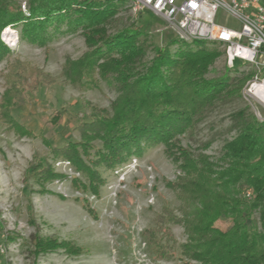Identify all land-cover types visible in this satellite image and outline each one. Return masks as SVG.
I'll list each match as a JSON object with an SVG mask.
<instances>
[{"label":"trees","instance_id":"1","mask_svg":"<svg viewBox=\"0 0 264 264\" xmlns=\"http://www.w3.org/2000/svg\"><path fill=\"white\" fill-rule=\"evenodd\" d=\"M117 1L29 0V15H24L19 7L9 8L0 0V31L20 24L21 38L28 42L44 45L61 33L62 24L67 31L81 29L89 50L76 60H65L61 76L70 83L92 87L96 74L101 80L111 77L117 84L109 109H98L77 123L79 142L53 147L52 156H60L85 175L84 190L98 197L105 182L100 166L112 170L131 156L140 157L147 148L163 144L164 154L180 171L167 185L181 205L178 212L164 206L153 227L142 229L145 244L153 253H170L173 246L168 242H174L170 227L179 225L186 235L179 250L198 264H264V121L247 114V107L234 113L237 133L224 142L220 165L203 153H193L180 139L216 100L240 97L249 75L238 73L234 64L223 76L206 78L219 54L218 45L197 40L175 38L164 46H152L153 55L145 61L150 47L145 34L134 28L107 33L105 25L115 15ZM173 44L177 47L172 52ZM5 51L0 41V56ZM54 81L27 63H10L0 97V120L8 128L20 127L10 108L27 103L29 92L38 85ZM92 141L100 144L94 146ZM31 170L41 191L45 181L67 178L46 160L39 159ZM246 189L251 190L250 198L244 194ZM219 219L228 220L229 225L218 228ZM15 236L7 234L5 243ZM32 240L35 255L59 248L67 254L80 253L67 240L40 235Z\"/></svg>","mask_w":264,"mask_h":264},{"label":"rangeland","instance_id":"2","mask_svg":"<svg viewBox=\"0 0 264 264\" xmlns=\"http://www.w3.org/2000/svg\"><path fill=\"white\" fill-rule=\"evenodd\" d=\"M3 1L7 7H19L24 15H29V0ZM117 3L115 15L105 25L107 33L134 28L145 34L150 43L145 61L153 55L152 46H164L176 38L166 22L151 10L144 8L134 14L129 0ZM217 21L238 27L234 19L221 11ZM20 27V24L6 25L0 31V41L6 49L0 56V97L8 66L15 60L43 71L55 81L38 85L29 92L27 103L10 108L20 127L8 128L0 120V264H198L179 250L178 245L186 239L179 225L170 227L174 242L169 241L168 245L173 247L164 256L153 253L141 236L142 229L153 227L155 216L164 206L178 212L181 205L176 192L167 185L180 171L164 154L163 144L147 148L138 157V166L127 172L124 186L118 188L115 196L111 193L117 180L114 169L98 168L105 182L99 188V196L94 197L83 188L87 182L85 175L76 172L60 156H52L53 147L79 142L77 123L87 120L98 109H109L118 87L111 77L106 81L96 74L93 77L97 83L92 87L74 85L61 76L67 58L76 60L89 50L80 28L67 31L62 24L61 33L39 45L23 40ZM176 47L173 44L171 51ZM217 52L205 75L208 79L221 77L232 69L223 48L217 46ZM235 66L238 73L249 75L244 87L255 69L238 60ZM245 107L247 114H253L242 95L216 100L199 122L180 137L182 145L220 165L218 159L224 142L237 133L234 113ZM259 111L264 113L261 108ZM39 159L46 160L54 171L67 178L45 181L44 191L39 190L41 186L31 170ZM72 176L77 177L76 183ZM150 194L154 196L151 204L147 202ZM215 225L225 229L229 221L219 219ZM7 234L18 236L5 243ZM35 235L70 241L80 248V253L67 254L59 248L35 255L32 240Z\"/></svg>","mask_w":264,"mask_h":264},{"label":"built area","instance_id":"3","mask_svg":"<svg viewBox=\"0 0 264 264\" xmlns=\"http://www.w3.org/2000/svg\"><path fill=\"white\" fill-rule=\"evenodd\" d=\"M130 9L135 13L144 8L160 16L177 39L203 41L223 48L230 66L235 61L250 65L255 73L241 90L256 119L264 121V0H129ZM234 19L238 27L217 21L218 12ZM138 166V157L131 156L121 166L114 168L117 176L112 194L124 186L127 172ZM247 198L251 190L244 192ZM154 196L149 195L151 204ZM2 251V250H1Z\"/></svg>","mask_w":264,"mask_h":264}]
</instances>
